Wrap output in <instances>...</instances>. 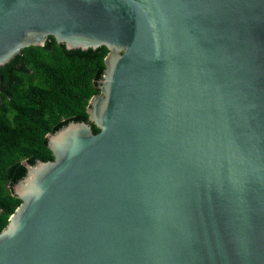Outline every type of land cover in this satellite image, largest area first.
<instances>
[{
    "label": "water",
    "instance_id": "1",
    "mask_svg": "<svg viewBox=\"0 0 264 264\" xmlns=\"http://www.w3.org/2000/svg\"><path fill=\"white\" fill-rule=\"evenodd\" d=\"M105 47L88 122L12 187L0 264H264V0H0V68Z\"/></svg>",
    "mask_w": 264,
    "mask_h": 264
},
{
    "label": "trees",
    "instance_id": "2",
    "mask_svg": "<svg viewBox=\"0 0 264 264\" xmlns=\"http://www.w3.org/2000/svg\"><path fill=\"white\" fill-rule=\"evenodd\" d=\"M108 54L105 47L68 51L50 38L0 68V231L21 204L12 187L27 174L24 162L51 161L48 135L89 124L86 109L100 94Z\"/></svg>",
    "mask_w": 264,
    "mask_h": 264
}]
</instances>
